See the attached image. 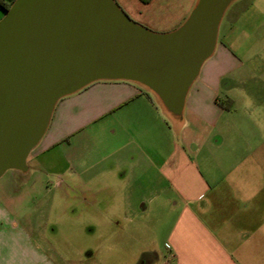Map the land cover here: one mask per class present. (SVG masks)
Returning a JSON list of instances; mask_svg holds the SVG:
<instances>
[{
    "label": "crops",
    "instance_id": "obj_1",
    "mask_svg": "<svg viewBox=\"0 0 264 264\" xmlns=\"http://www.w3.org/2000/svg\"><path fill=\"white\" fill-rule=\"evenodd\" d=\"M263 13L242 10L224 40L218 30L180 114L125 79L96 80L56 102L28 154L32 165L9 169L17 198L0 186V264H77L47 240L35 214L36 188L47 185L36 167L54 170L64 199L100 206L102 217L124 210L130 227L160 210L156 222L167 225L160 245L155 229L129 231L132 240H147L135 264H264V67L252 66L264 51ZM227 99L229 108L218 103ZM107 116L104 137L86 134L92 120Z\"/></svg>",
    "mask_w": 264,
    "mask_h": 264
},
{
    "label": "water",
    "instance_id": "obj_2",
    "mask_svg": "<svg viewBox=\"0 0 264 264\" xmlns=\"http://www.w3.org/2000/svg\"><path fill=\"white\" fill-rule=\"evenodd\" d=\"M232 0H197L153 32L114 0H14L0 18V176L24 170L59 98L96 80L137 81L180 114Z\"/></svg>",
    "mask_w": 264,
    "mask_h": 264
},
{
    "label": "rangeland",
    "instance_id": "obj_3",
    "mask_svg": "<svg viewBox=\"0 0 264 264\" xmlns=\"http://www.w3.org/2000/svg\"><path fill=\"white\" fill-rule=\"evenodd\" d=\"M114 1L131 20L158 33L169 32L177 28L194 7L193 0ZM253 6L264 9V0H232L225 8L218 24V39L224 40L223 30L230 20L237 18L242 10ZM125 7L129 8L128 11L125 10ZM259 15V18H263L262 30L264 31V13ZM236 32L235 34L240 38L241 32L239 30ZM257 57L253 59L252 66L263 69L264 51L259 52ZM259 81H262L261 84L264 85V79ZM260 98L264 104V96H260ZM108 120H111V117L92 120L89 128L86 129V134L93 138L104 137L102 125L104 121ZM30 156L26 160L28 165H32ZM33 167H35L34 164ZM36 168L41 170V180H46L47 185H38L36 188L40 191V193L38 192L40 206L36 205L33 209L35 214L40 213L42 221L47 225L45 233L47 240L63 257L77 264H135L142 257L140 250L145 246L147 240L146 237H142V244H140L141 241L132 240L129 237L132 226L141 228L142 231L147 229L148 232L155 229L157 235L155 241L160 245L163 232L167 226L165 224V226L163 225L164 228H161L160 224L156 222L159 219L160 210L147 212L150 213L147 216L140 217L138 215L139 218H136L130 227L128 216L126 218L123 216L124 210L119 211L117 216L102 217L96 213L100 206H84L85 204L76 200L72 193V197L64 199L63 185H55L59 177L53 172L54 170L47 171L39 167ZM8 174L9 169L0 176V186L5 193L8 192L12 195L11 197L17 198L15 197V187H12L7 180ZM89 252L92 254L89 255Z\"/></svg>",
    "mask_w": 264,
    "mask_h": 264
},
{
    "label": "trees",
    "instance_id": "obj_4",
    "mask_svg": "<svg viewBox=\"0 0 264 264\" xmlns=\"http://www.w3.org/2000/svg\"><path fill=\"white\" fill-rule=\"evenodd\" d=\"M14 0H0V8L3 10V11H6L9 6L11 5V3L13 2ZM230 100L227 99L226 101L224 102H221V101H218V103L224 107V108H229L230 107Z\"/></svg>",
    "mask_w": 264,
    "mask_h": 264
}]
</instances>
